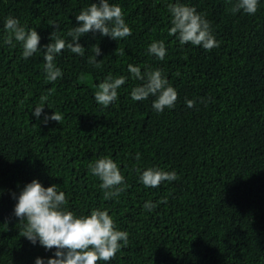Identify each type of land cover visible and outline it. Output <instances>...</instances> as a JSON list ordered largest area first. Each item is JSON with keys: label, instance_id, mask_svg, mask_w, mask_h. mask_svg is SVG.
I'll return each mask as SVG.
<instances>
[{"label": "trees", "instance_id": "obj_1", "mask_svg": "<svg viewBox=\"0 0 264 264\" xmlns=\"http://www.w3.org/2000/svg\"><path fill=\"white\" fill-rule=\"evenodd\" d=\"M95 2L0 0V264L53 257L55 250L20 236L23 226L14 216L12 194L33 179L56 184L77 216L107 210L129 234L128 246L100 264H264V0L255 15L233 14L228 0H109L123 9L132 35L81 37L85 55L63 50L55 60L63 76L54 83L45 78L42 52L23 59L20 43L4 42L9 17L37 30L41 46L51 42L53 22L70 41L75 17ZM177 2L205 15L220 47L182 46L169 35L167 6ZM160 40L167 48L163 61L147 52ZM96 45L99 67L89 62ZM129 64L142 73L161 70L178 92L175 108L157 113L155 97L133 101L132 89L144 81L133 79ZM109 74L127 81L105 108L95 92ZM44 95L37 118L34 108ZM53 112L63 119L44 124ZM102 157L125 177L118 198L105 200L90 172ZM148 168L179 178L146 188L139 175ZM149 201L157 204L152 211L144 208Z\"/></svg>", "mask_w": 264, "mask_h": 264}, {"label": "clouds", "instance_id": "obj_2", "mask_svg": "<svg viewBox=\"0 0 264 264\" xmlns=\"http://www.w3.org/2000/svg\"><path fill=\"white\" fill-rule=\"evenodd\" d=\"M232 5L231 12L236 14L243 11L247 15H255L258 11L259 0H228ZM171 16L169 35L176 36L180 45L191 44L202 47L205 51H211L220 47V42L215 38L211 23L205 15L197 12L196 8L182 3L168 4ZM78 26L73 27L67 33L71 40H66L58 35L59 25L52 23L55 29L50 34V43L41 46V37L37 30L29 29L21 25L19 19L9 17L6 19L4 29L8 33L5 44L15 46L13 39L22 46V58L28 59L37 52L43 53L45 60L44 72L48 82H55L62 78V70L56 66V57L63 50L68 49L72 53L83 57L85 47L79 41L81 37L89 33H99L102 37L120 41L132 35V30L125 21V13L121 6L110 3L109 0H98L87 8L81 10L75 17ZM94 56L90 63L100 66L97 57L101 55L98 45L93 48ZM149 55L163 61L167 55V48L163 40L152 42L147 49ZM128 71L133 79L144 81L140 86L131 91L133 101H143L150 96L155 97L152 108L157 113L165 109H174L178 101V92L169 84L164 73L159 70L141 72L139 66L128 65ZM127 81L125 76L113 77L109 74L98 84L95 92L96 102L107 108L118 100V89ZM54 89H49L48 94ZM48 96H41L40 106L34 108L33 115L39 118L43 112L44 104ZM203 102V101H202ZM187 107H195L196 101L186 100ZM63 119L62 114L53 112L51 116L45 114L43 123L55 121L58 124ZM139 159V155H137ZM90 172L101 183L100 188L104 192V199L110 200L119 195L126 188L124 175L116 162L109 157L97 159L89 165ZM139 171V170H137ZM179 177L175 171H164L158 168H148L139 175L144 187L156 188L164 182L177 180ZM4 190L0 189V196ZM14 207V216L22 224L23 230L20 236L26 238L33 245L39 242L46 251H54L53 257L46 260L37 257L35 264H100L109 262L116 257L117 252L129 244L126 231L117 229L115 219L107 210L94 209L90 215L77 216L67 209L69 203L65 192L56 184L45 187L38 179H33L26 184L17 196ZM157 204L146 202L144 208L152 211Z\"/></svg>", "mask_w": 264, "mask_h": 264}]
</instances>
